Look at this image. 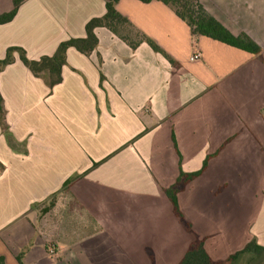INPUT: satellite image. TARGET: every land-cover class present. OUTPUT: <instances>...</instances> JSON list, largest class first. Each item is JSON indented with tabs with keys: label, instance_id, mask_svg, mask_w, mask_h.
<instances>
[{
	"label": "crops",
	"instance_id": "1",
	"mask_svg": "<svg viewBox=\"0 0 264 264\" xmlns=\"http://www.w3.org/2000/svg\"><path fill=\"white\" fill-rule=\"evenodd\" d=\"M197 3L260 53L192 35L162 2L119 0L117 12L174 64L97 28L96 49L69 48L53 88L17 54L1 71L4 264L19 254L23 264H177L195 237L213 261L252 238L264 246V0ZM11 9L0 0V14ZM105 12V0H26L0 25V60L10 47L50 57ZM208 156L177 192L180 219L165 189Z\"/></svg>",
	"mask_w": 264,
	"mask_h": 264
},
{
	"label": "trees",
	"instance_id": "2",
	"mask_svg": "<svg viewBox=\"0 0 264 264\" xmlns=\"http://www.w3.org/2000/svg\"><path fill=\"white\" fill-rule=\"evenodd\" d=\"M26 0H12V9L0 14V25L7 24L13 20L19 7ZM119 0H105V14L102 17L92 18L85 25L84 38H70L61 42L52 56H43L38 60H28L25 51L18 47H10L6 50L5 56L0 60V73L8 65L12 64L14 54H17L22 64L37 78L46 80L49 88L61 83V69L65 65V55L69 48H73L79 53L90 56L96 49L98 40L94 30L97 28H105L120 40L125 42L132 50H135L140 44L146 43L154 52L160 53L171 64L174 62L149 40L145 35L136 30L133 25L115 9V5ZM142 3L151 1H159L170 7L175 14L182 19L190 28L192 35L204 36L219 41L226 45L247 51L252 54H259L260 48L251 41L246 35L239 37L232 36L220 23L209 16L197 3V0H137ZM0 126L2 130H7L5 123V111L3 108V99L0 95ZM209 156L203 160L201 168L192 172H183L180 170L179 175L173 185L165 189V193L169 198L175 213L182 219V214L177 205V192L184 187L189 181L199 176L206 168ZM96 164V163H94ZM77 176L69 177L64 186L76 179ZM54 195L48 198L47 203L41 208L40 212H47L54 205ZM187 229L191 230L190 225L186 223ZM247 256L249 262L256 261L264 257V246L257 243L255 238L248 241L245 246L229 255L225 260L213 261L203 246V240L195 239L191 242L185 254L177 264H237L243 257ZM19 264L21 255L17 256ZM0 264H4V260L0 257Z\"/></svg>",
	"mask_w": 264,
	"mask_h": 264
},
{
	"label": "rangeland",
	"instance_id": "3",
	"mask_svg": "<svg viewBox=\"0 0 264 264\" xmlns=\"http://www.w3.org/2000/svg\"><path fill=\"white\" fill-rule=\"evenodd\" d=\"M247 256L243 257L237 264H264V257L257 259L256 261L249 262L246 258Z\"/></svg>",
	"mask_w": 264,
	"mask_h": 264
},
{
	"label": "built area",
	"instance_id": "4",
	"mask_svg": "<svg viewBox=\"0 0 264 264\" xmlns=\"http://www.w3.org/2000/svg\"><path fill=\"white\" fill-rule=\"evenodd\" d=\"M198 58H199V56H198V55H195V56H193V57L191 58V60H197ZM48 251H49L50 254H54V246H53V245H50Z\"/></svg>",
	"mask_w": 264,
	"mask_h": 264
}]
</instances>
